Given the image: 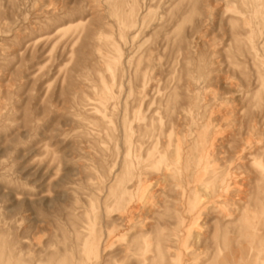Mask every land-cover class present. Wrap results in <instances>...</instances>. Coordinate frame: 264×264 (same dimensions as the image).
Listing matches in <instances>:
<instances>
[{"label": "rangeland", "instance_id": "374dc122", "mask_svg": "<svg viewBox=\"0 0 264 264\" xmlns=\"http://www.w3.org/2000/svg\"><path fill=\"white\" fill-rule=\"evenodd\" d=\"M0 264H264V0H0Z\"/></svg>", "mask_w": 264, "mask_h": 264}]
</instances>
